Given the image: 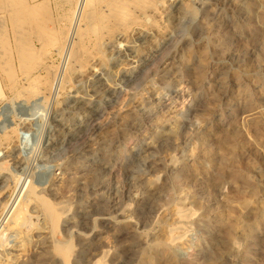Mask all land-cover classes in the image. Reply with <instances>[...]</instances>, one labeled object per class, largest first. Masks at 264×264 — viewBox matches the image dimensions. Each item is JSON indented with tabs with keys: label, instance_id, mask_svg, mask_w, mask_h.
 <instances>
[{
	"label": "rangeland",
	"instance_id": "obj_1",
	"mask_svg": "<svg viewBox=\"0 0 264 264\" xmlns=\"http://www.w3.org/2000/svg\"><path fill=\"white\" fill-rule=\"evenodd\" d=\"M146 1L0 0V264H264V0Z\"/></svg>",
	"mask_w": 264,
	"mask_h": 264
},
{
	"label": "bare ground",
	"instance_id": "obj_2",
	"mask_svg": "<svg viewBox=\"0 0 264 264\" xmlns=\"http://www.w3.org/2000/svg\"><path fill=\"white\" fill-rule=\"evenodd\" d=\"M86 0H75V2L72 4V6H71V12H75V11H77V10H80L81 9V7H82V4L85 2ZM108 1V0H107ZM114 1V0H113ZM135 1V0H134ZM144 1H146V0H144ZM150 1V0H149ZM106 2V1H105ZM147 2V1H146ZM146 2H145V4L144 3H142V4H144V5H146ZM151 2V1H150ZM120 3H121V1H120ZM148 3V2H147ZM141 4V3H140ZM126 5V4H125ZM129 5H131V4H129ZM139 5V4H138ZM116 6V5H115ZM119 6V5H118ZM127 6V5H126ZM140 6V5H139ZM147 6V5H146ZM151 5H149V7H150ZM123 7V6H122ZM132 7L134 8V6L132 5ZM141 7V6H140ZM112 8V7H111ZM132 8V9H133ZM126 9V8H125ZM128 10H129V7L127 8ZM114 10V9H113ZM136 10V9H135ZM123 11V10H122ZM137 11V10H136ZM141 11V10H140ZM117 12V11H116ZM115 12V13H116ZM136 13V12H135ZM110 14V13H109ZM112 14H110V16H111ZM124 15V14H123ZM143 15V14H142ZM113 16H114V14H113ZM125 16V15H124ZM132 16H134V15H132ZM144 16V15H143ZM147 16V15H146ZM104 17V16H103ZM148 17V16H147ZM110 18V17H109ZM149 18V17H148ZM107 19V18H106ZM116 19V18H115ZM122 19V18H121ZM124 19V18H123ZM130 19H131V17H130ZM150 19V18H149ZM126 20V19H125ZM124 20V21H125ZM147 20V19H146ZM107 21V20H106ZM110 21V20H109ZM114 21V20H113ZM118 22H119V20H117ZM117 21H116V24L115 25H117ZM138 21V20H137ZM143 21V20H142ZM151 21V20H150ZM153 21V20H152ZM156 21V20H155ZM154 21V22H155ZM139 22V21H138ZM123 24H124V22H122ZM137 23V22H136ZM144 23H146V22H144ZM151 23V22H150ZM132 24H133V22H132ZM138 24H141V23H138ZM143 24V23H142ZM159 24V23H158ZM119 25V24H118ZM122 25V24H121ZM130 25V24H129ZM134 25V24H133ZM137 25V24H136ZM135 25V26H136ZM148 25H150V24H148ZM156 25V24H155ZM160 25V24H159ZM164 25V24H163ZM162 25V26H163ZM146 26V25H145ZM116 27V26H115ZM121 27V26H120ZM123 27H125L124 25H123ZM154 27V26H153ZM113 28H114V26H113ZM157 28V27H156ZM115 29V28H114ZM115 30H117V29H115ZM115 30H113V31H115ZM119 30H120V28H119ZM114 33V32H113ZM52 43V47L53 48H56V47H58V45L60 46V43H59V41L58 40H56V41H52L51 42ZM88 51V50H87ZM74 53L75 52H71L70 53V55H69V59H72V58H75V55H74ZM83 53V52H82ZM86 54V53H85ZM84 56V55H83ZM76 58H78V56L76 55ZM80 58V57H79ZM79 60V59H78ZM84 61V60H83ZM82 61V62H83ZM49 80V79H48ZM104 80V79H103ZM38 88V87H37ZM2 90H1V88H0V98L2 97V93L3 92H1ZM31 192V191H30ZM22 210V209H21ZM51 213H52V209H51ZM56 213V212H55ZM20 216V215H19ZM19 216H17V218H19ZM50 216H53V214L51 215L50 214ZM55 217V216H54ZM20 218H26L25 216H23L22 217V215L20 216ZM29 220V219H28ZM20 221H22L21 219H20ZM18 225V224H17ZM2 237V236H1ZM64 249V248H63ZM63 251V253L64 254H66V250H62ZM62 251H60V252H62ZM65 256V255H64ZM68 256V255H67ZM66 257V256H65ZM101 261V260H100ZM101 262H96L95 264H100Z\"/></svg>",
	"mask_w": 264,
	"mask_h": 264
}]
</instances>
